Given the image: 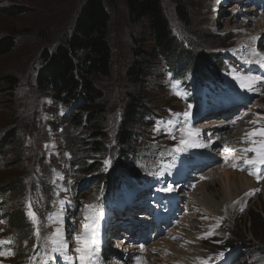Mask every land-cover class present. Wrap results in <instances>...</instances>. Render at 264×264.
Returning <instances> with one entry per match:
<instances>
[{"label":"rangeland","instance_id":"rangeland-1","mask_svg":"<svg viewBox=\"0 0 264 264\" xmlns=\"http://www.w3.org/2000/svg\"><path fill=\"white\" fill-rule=\"evenodd\" d=\"M104 1L105 8L110 14L108 39L112 50L111 75L108 78H96L95 85L104 94L101 102L105 108L102 126L104 127L103 133L108 138L105 146L107 147L108 145L109 153L107 152V148H105V151L101 152L102 154H89L88 156L93 160V158H100L103 155L104 160L110 161L108 168H105L99 160V165L96 168L98 172H104L109 178L108 181L112 182L115 179L116 164L121 165L125 163L127 165L129 163L131 169L134 170L132 173L129 170L131 174H137L148 169L151 164L149 160L153 152V146L149 144L168 145V153L173 158L166 165L167 169L165 172H157L159 177L156 179V183L151 185L146 192L137 195L133 199L146 203V206L150 205L153 209L165 206L169 207L171 211L169 221L162 225L160 229H151L138 235H133L132 225L134 224H130L129 229L124 230L125 228H122L114 233L113 238L110 237L109 241L112 249L117 244H129L136 247L138 252L139 249L145 250L146 247L152 250L156 243L159 242L161 244L162 241H166L173 243L175 250H185L186 255H188L175 259V256L161 244L162 247L156 246V251L159 254L154 255L152 251H149V253L145 251V254L141 253L140 256L139 253L135 254L136 251L129 255L124 252V256L115 259L112 264H136V258H140L143 262L142 264H201L202 261L208 260L209 257L213 261L223 256H232L234 258L226 264H264V254L260 251V247L258 249V246L262 245H258L252 233L249 232L251 223L256 221L254 215L263 212L261 215L264 216V165L245 164V160H256L257 154L255 152L241 151L250 147L259 149L260 145L264 144V136L247 135L254 130L264 129V93H262L263 89L260 90L261 87L264 88V82L258 83L256 87L248 91L252 92L255 97L251 104L239 113V116H241L246 112L245 116L240 117L231 126L229 124L226 127L221 126L216 132L210 131V133H217V146L215 148L221 151L219 156H217L219 161L206 172L202 173L200 178L196 176L192 180L193 182H197L195 186L184 184L180 188L177 187V183H174L175 178H170L171 176L168 171L170 169L175 172L184 171L185 163L192 159L191 156H187L186 152L189 144L181 142L172 144L171 137L158 134L152 128V125L141 123L135 125L137 129L135 130V135L133 134L131 141L128 142V146L124 150L120 148L117 150L114 143V136L122 119L126 98H128L125 93L131 94L132 92V87L125 81L124 77L126 70L132 62V36L140 31L138 26H132L128 22L125 0ZM176 1L178 0H161L170 26L171 36L175 38V44L170 56L175 57L176 61H179L187 53L192 59L187 64L188 67L198 68L207 65L209 66L208 69L211 70L216 66H220L221 60L226 59L228 69L226 71L224 69L221 70V72H225L224 80L226 84L217 93V102L230 99L235 94L242 95L245 92L244 89H241L238 80L233 78L234 75H237L235 70L264 78V62L257 57L251 63L249 62L251 59L249 54L242 55V51L237 52L246 48L245 44H247L248 47L256 48L250 51V55H254L256 52L258 54L261 51L264 54V32H260L255 28L256 23H247L249 16L246 15L248 12L244 11L248 8L253 9L255 14H257L256 11L260 12L256 16L261 17L264 15V0H247L249 3L252 2L249 5H245L244 0L240 3L232 2L234 0H224V4L220 2V6L216 0H181L182 3L188 6L187 9L192 19L190 27H186L177 19L175 13ZM83 4L84 0H0V38L11 37L14 42L12 51L0 56V136H6L11 132L13 133L14 130L17 133V144L13 147L14 151L12 148L9 151L11 152V156H5L4 161H2L5 167L0 168V191H3V183L6 185L15 183L17 176L21 175L22 171L25 172L26 168L29 169V173L25 179L26 182L24 181V183L29 184V182H32L33 185L32 187H27L23 205L28 212V204L30 202L32 210L39 218L38 223L31 225V227L35 231L38 227L40 235L45 241H49L51 255L57 258L53 264H79L78 254L75 252V248L79 245L75 237L83 233L82 229L78 228L80 220L76 217V210L72 208V215L64 217V220L70 223L68 226H70L72 232V237L66 241L69 247L66 253L52 251V248L57 246L52 242L56 224L53 219H49V213L55 211L56 204L60 203V201L56 202L59 199L69 203L72 202L68 198L71 197V192H68L67 189L68 177L63 182H60L63 178L56 177L53 173L54 169L64 172L68 165V160L64 161L62 157L63 153L67 150L60 149L61 156L58 154L59 147L64 145V143L66 144V139L69 138L73 141H76L78 138L84 139V142H88V138L92 137L94 131L86 124L87 127L81 130L78 128H76L77 130L70 129L68 132L70 136L67 138V134L65 137L63 132L60 133L59 123H57L56 135L51 136L50 134H54L55 132H48L49 127H47L46 115L51 111L47 107L49 100L38 93L35 85V76L40 66L41 55L44 51L54 49L62 36L70 35ZM7 8H16L21 13L14 16L9 15L5 13ZM242 22L246 26L241 31H237ZM248 36L252 37L249 39H253L252 42L248 43V39L246 41ZM214 37L219 38L215 39ZM215 50H218L220 55L214 53ZM170 56L166 60L167 63L172 59ZM230 58H235L236 61H232ZM245 60L248 62L244 63ZM149 69V74L141 83L143 88L145 86L144 89L142 88L144 93L142 105L145 107L144 109L153 113L154 116L168 115L171 112L183 113L188 111V103L175 100L166 88L163 60L155 59L153 64H150ZM197 70L199 71V69ZM4 77L18 79V84L15 88L16 113L14 115L13 110L9 106V91L6 90L8 87L1 82ZM258 104L262 106L259 107ZM190 105V112L197 113L213 106L204 107L203 101H201V105ZM71 108L73 107L68 108L67 111H70ZM179 117L182 118L183 116ZM211 119L208 118L206 120L205 118L206 121L201 119L199 123H201L200 125L203 123L211 125L215 123V120ZM253 121L255 123H251ZM209 125L206 128L209 129ZM49 126L53 129L52 124ZM195 126L197 125L195 124ZM178 147H182L183 151H176ZM189 149L194 150L196 148L193 145ZM80 153L86 154L84 150ZM19 154L21 155L20 159L18 157ZM178 155L181 157V162L177 160ZM76 156H78L77 152ZM10 161L15 165L10 167ZM234 164L237 166L233 167ZM223 169L242 173L246 178L251 179L253 187L243 193L240 192L233 203L227 204L228 202H226L222 209L218 210L219 212L217 211V218L204 222L200 221V217L202 218L200 216L201 213L196 208L191 196L193 192H197L196 189H198L199 184L203 181V176L212 170L211 176L214 182L212 181L210 185L208 184L204 192H207L216 202L222 204L226 190L215 175ZM122 174L126 175V171H123ZM188 176L190 178V175ZM73 178L78 182H82L86 178L91 181L90 186L85 185L80 190V195L86 202L93 200L100 187V185L96 186V174H86L82 177L74 173ZM62 186L66 188H60ZM49 188L50 190L43 194V191ZM167 188H171L172 190L166 191L165 189ZM159 190L175 193L178 202L174 204L167 202V200H160L158 195ZM198 193L200 194V191L195 194L197 198L199 197ZM11 200L6 204V210H11L9 212L16 211L12 209V205L16 202L17 197H13ZM38 202L41 205L40 207ZM122 204L123 197L119 194L118 198L112 201L111 209H108L100 217L101 226L110 218V213L115 208L121 207ZM198 215L199 218L196 217ZM139 220L146 221L147 219L141 217ZM193 223L194 226L191 227L190 225ZM218 223L219 226L217 227ZM118 225L120 226L121 223H118ZM73 228H75L74 232L72 231ZM184 230L189 234H194L195 238L192 239L195 240L189 243L186 242L185 240L188 239V236L191 237V235L184 236ZM10 233L9 227L4 222L0 223V239H11ZM235 233H237L236 236L244 238L241 239V242H245V247H248L246 250L242 249L241 253L236 249L240 247L239 243L233 244L228 242L233 240ZM104 234L105 231L102 233L101 228L100 234H98L99 245L102 242ZM13 241L16 244L15 240ZM141 243L143 248L140 246ZM187 243L190 245L189 249ZM18 245L19 247L23 246L21 241H18ZM31 245H33V241ZM230 245L233 248H230L232 247ZM0 251L6 253L1 245ZM221 253L223 254L222 256H220ZM146 254L152 255L153 259L146 258ZM65 255L68 259H65ZM102 257L98 253L97 264L106 263ZM109 258L112 259V255ZM124 259L125 262H123ZM14 260V256H0V264H10ZM146 261L147 263H145Z\"/></svg>","mask_w":264,"mask_h":264},{"label":"trees","instance_id":"trees-1","mask_svg":"<svg viewBox=\"0 0 264 264\" xmlns=\"http://www.w3.org/2000/svg\"><path fill=\"white\" fill-rule=\"evenodd\" d=\"M104 3V0H84L70 35L62 36L54 49L44 51L41 55L40 66L35 76V85L38 93L43 96H50L64 105L76 104L75 108L62 120L63 125H65L63 135L66 137L67 134V138H69L68 132L70 129L77 130L76 128H78L81 130L88 125L94 133L92 137L88 138V142L78 138L76 141L71 140V138L66 139L65 146L72 151L75 157L78 175L83 177L86 174L94 173L97 177L96 186L104 184L108 187V183L105 184L104 182H108L109 178L104 172H98L96 168L99 165V160L102 165L104 164L103 155L100 158H93V160L88 156L89 154H102L105 148L108 147V145L105 146L108 138L103 133L104 127L102 126L105 108L101 102L104 94L95 85L96 78H108L111 75L112 50L108 39L110 14ZM125 4L129 24L138 26L140 32L132 36V62L124 74L125 81L132 87V92L131 94L125 93L128 98H126L122 119L114 136L117 150L119 148L124 150L128 146V142L131 141L133 134L135 135V130H137L136 124L150 125L151 119L154 117V114L146 111L142 105L145 86L143 88L141 83L149 74L150 64H153L155 59H162L165 65L176 63L177 66L183 64L188 67L187 64L192 61L191 56L189 57L187 53L183 55L182 59L179 58V61L170 56L175 38L171 36L170 26L161 0H125ZM187 7L181 0L175 2L177 19L186 27H190L192 19ZM8 9L5 10V13L12 16L21 13L16 8ZM13 48L14 42L11 37L0 38V56L10 53ZM169 56L172 59L167 63L166 60L169 59ZM1 82L8 87L6 90L9 91V106L14 115L16 113L15 88L18 79L4 77ZM16 135L17 133L14 130L13 133L0 136L1 169L5 167L2 163L5 156H11L9 151L17 144ZM83 150L86 153L85 155L80 153ZM76 152L78 156H76ZM20 154L19 159L21 158ZM121 158L124 159L122 156ZM96 160L98 161L96 162ZM91 161L92 163L89 164ZM10 163V167L15 165L12 161ZM115 166L116 173L114 175H117V171L123 169L126 164H116ZM28 173L29 169L26 168L25 172L22 171L21 175L17 176L15 183L8 185L3 183V191H0V196H2L0 206L12 201L13 197H17L16 202L12 205V209L16 211L9 212L11 210H6L4 212V218L11 234L23 245V248L18 246V256L14 260L15 262L21 260V256L27 252L33 239L31 225L26 217L25 206L23 205L27 187L33 185L32 182H29V184L24 183ZM81 183L90 186L91 181L86 178ZM45 192H48V189L43 191V193ZM96 198L97 194L93 200ZM261 213L263 212L254 215L256 221L251 223L249 232L252 233L258 245L263 246H258V249L260 247V251L264 254V216ZM236 234L233 240L228 242L239 243L241 249H248L247 246L245 247V242H241V239L244 238L236 236Z\"/></svg>","mask_w":264,"mask_h":264},{"label":"bare ground","instance_id":"bare-ground-1","mask_svg":"<svg viewBox=\"0 0 264 264\" xmlns=\"http://www.w3.org/2000/svg\"><path fill=\"white\" fill-rule=\"evenodd\" d=\"M216 1L218 2L217 4L219 5L220 4L219 0H216ZM223 2L224 1H222V3ZM244 11L248 12L246 14L247 16H249L248 17V20H247V23H256L255 24V28H257V30L260 31V32H264V23H262L264 21V15H262L261 17H257L256 16L257 14H255L254 11H253V9H250V8L245 9ZM258 18H260V19H258ZM245 26H246V24H244L242 22V25L238 28L237 31H241L243 29V27H245ZM251 38L252 37H249L248 36L246 38V41H247V39L249 40ZM252 41H253V39L252 40H249L247 42L249 43V42H252ZM262 89H263L262 93H264V88L261 87L260 90H262ZM258 106L260 107L262 105L261 104H258ZM202 119L205 120L204 117ZM219 121H220V123H222L221 120H219ZM195 124L197 126H195ZM195 124L193 126L194 129H197L198 130V129H203L204 128V126H201L200 125L201 123H199V121L197 123H195ZM212 124H214V123H212ZM210 128H214V125H210ZM231 133H232V131H231ZM232 137H234V136H232ZM227 138H228V136H227ZM222 141H220V142H222ZM260 141H261V139H260ZM254 146H256V145H254ZM218 154H219V150H213L211 155L212 156H214V155L218 156ZM213 159L214 160H212V164L217 162V159L216 158H213ZM211 171L209 173H207L205 176H203V181L199 184L198 189H196L197 192L200 191V194L198 193V196L199 197L198 198L195 197V194L197 192H195V193L193 192V194L191 196L192 200H194V204H195L196 208H198V211L201 213L200 216L206 217V219L200 217L199 220L200 221H203V222L204 221H207V220H210V219L217 218L218 217L217 214L219 212L218 210L222 209L223 205H225L226 202H228L227 204L233 203V201H235L237 199V197H238V195H239L240 192L243 193V192H245V191H247V190H249V189H251L253 187L252 182H251V179L246 178L242 173H236V172L229 171V170H226V169L221 170L218 174L215 175V176L218 177V180L221 181V183L223 185V188L226 190V192L224 194V198H223V200L224 199L225 200L224 201L222 200V204H221L219 202H216L212 197H210V195H208L207 192H204L205 187L208 184L210 185L212 181L214 182V179H212V176H211ZM196 217L199 218V215L196 216ZM132 218H133V216H132ZM209 223H211V222H209ZM190 226L191 227L194 226V223L192 225H190ZM183 233H184V236L191 235V237L188 236V239L185 240L186 242L189 243L190 241H194L195 240V239H192V238H195L194 234H189L186 230H184ZM188 243H187V246L189 245ZM161 244H162V246H164V248L166 250L170 251L175 256V259H179L180 257H183V256L184 257L188 256V255H186V251L185 250H183L184 252L183 251H177V250H175L174 249L175 248L174 247L175 245L173 243H168L166 241H162ZM161 244L158 242V243H156L153 246L152 250H150L149 248L147 249V247H146L145 250H143V249L140 250L139 249V252L137 251V248L136 247L130 246L129 244H126V245L117 244V246L114 247L113 250L116 251V252H118L117 254H120V256H122L124 254V252H125V254L128 253V255H129L130 253H134L135 251H136L135 254H138L139 253L140 256H141V253L144 255L145 254L144 253L145 251L147 253H149V251H152L154 253V255H156V254H159V252L156 251V246L159 245L158 247H162ZM189 247H190V245L188 246V249H189ZM188 249H186V250H188ZM160 253H162V252H160ZM145 256H146V258L153 259L152 255L146 254ZM159 256H162V255H159ZM190 258H192V257H190ZM114 261L115 260H113V262ZM174 261H176V260H174ZM176 262H178V261H176ZM185 262H186V260H185ZM145 263H147V261Z\"/></svg>","mask_w":264,"mask_h":264},{"label":"snow or ice","instance_id":"snow-or-ice-1","mask_svg":"<svg viewBox=\"0 0 264 264\" xmlns=\"http://www.w3.org/2000/svg\"><path fill=\"white\" fill-rule=\"evenodd\" d=\"M234 79H237L239 82V85L241 89L251 91L253 89V86L255 84L264 82V78H261L259 76H252V75H234ZM177 95H181V93L177 92ZM189 110L185 111L183 113H176V116H183L185 121H187L190 118L191 115V105L188 106ZM234 123V121H233ZM251 123H255L254 121ZM169 124H171V121H169ZM157 131H159V126L156 128ZM199 135V132L195 133H190ZM247 135H260L264 136V129H257L254 130L252 133H249ZM183 143V141H182ZM207 147V145H203ZM176 151H183L182 147H178ZM241 151L245 152H255L257 154V159L256 160H245V164H260L264 165V144L260 145V148L257 149L256 147H250L247 149H242ZM105 168H107L110 164L109 160L104 161ZM237 165H233V167H236ZM254 174V173H250ZM259 179V177H258ZM166 191H171V188L165 189ZM61 204H63V201H61ZM29 211L27 212L28 217L32 220L33 224L36 225L38 223L39 218L37 217L36 213L32 210V205L29 202L28 204ZM87 214L84 216L83 221H82V227H83V233L81 235H78L75 237V240L77 244L79 245L78 247L75 248V252L78 254V261L79 264H97L98 260V253L100 251V246H99V236H98V228L99 225L97 221L100 219L102 213L98 212L95 210V207L93 205H86L85 206ZM243 210V209H241ZM205 218L206 217H202ZM49 219H52L50 216ZM59 219V218H57ZM62 223V221H60ZM0 223H3V221H0ZM75 223V221H74ZM217 227L219 226V223L216 225ZM72 231H75V228L72 229ZM35 234L37 237H39L40 232L39 228H36ZM201 238H206V237H201ZM54 245H57L56 247L52 248L53 252H60V253H66L68 249V244L66 240L63 239V234L61 228H56L55 233L53 234V240H52ZM0 243H10L9 242H0ZM143 248V246H141ZM11 251L9 250L8 253H5L3 251H0V256L4 255H11ZM223 254L221 253L220 256ZM65 259H68V257L65 255ZM211 261V257L208 258V260H204L201 262V264H209ZM41 264H49V261H42ZM136 264H142V261L140 258H136Z\"/></svg>","mask_w":264,"mask_h":264}]
</instances>
